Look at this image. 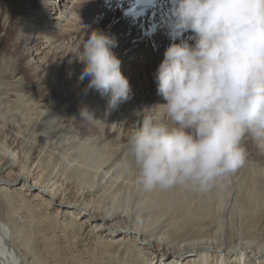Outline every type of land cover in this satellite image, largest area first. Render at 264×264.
I'll return each mask as SVG.
<instances>
[{
  "label": "bare ground",
  "instance_id": "6f19581e",
  "mask_svg": "<svg viewBox=\"0 0 264 264\" xmlns=\"http://www.w3.org/2000/svg\"><path fill=\"white\" fill-rule=\"evenodd\" d=\"M58 1L60 0H0V47L4 41H10V47L15 48L21 57L19 60L20 66L22 68L29 69L30 73H35V75L45 86V89L48 92L53 91L56 96L59 97L57 101H43L40 102V104L38 103L39 109L37 108V117L38 119H42V121H34L36 122V125H39L40 123V125L44 126L45 128L49 126L48 129H50L52 119L55 117V115H57V113H59L58 111L62 110L68 105L75 109L74 111H76L78 116L81 108L88 107L89 110L93 112L97 121L89 123L81 120L80 118L79 120L86 122L91 127L105 129L109 135L111 134L113 146L111 145L112 147L110 148V145L106 144L104 147L102 146V148L95 146L96 149L91 147L93 145L92 143L91 146L88 144H86L88 146H85V143L90 144L91 141H95L91 140L92 137H90V135L87 134L85 130L80 134L73 133V135H70L69 137H67L68 135L66 133H63L64 135L61 134L62 139L56 146L58 147L59 153L55 155L58 160H62V164L64 161V166H66L70 161L74 163L72 165H70L71 163L68 164L69 171L74 169L73 172L70 173H75L78 175H71V177L73 176L74 178L73 183L77 180L75 179V176L76 178H82L80 182L79 178L77 181L78 183L83 184V186L86 185L84 191L87 192V195H90L89 199L96 200L94 204L91 203L92 205H90V203L88 205V202L86 204L80 205L76 203L78 200L73 202L71 201V198V200H68L67 197V199L62 197L63 195L59 196L58 191L61 188L59 186L60 181L59 185L57 184L59 178L57 177V180L56 175L52 174L54 172H50L44 177V180L41 179V173L36 168L39 165L36 163H33L30 166L31 168L34 166L33 169L35 172L27 171L24 173V163H22V165L20 164L23 167L20 168L18 166L19 169L17 171H13L12 166L10 165L4 167L3 171H5V174L0 175V201L4 200L6 203H10L12 200L9 198L17 193L20 195V197L23 196V200L26 196H30L27 198L28 200L30 199L34 203L40 204V206L42 205L48 209L53 208L54 212L56 213L55 215H58L62 222L67 220L68 224L72 223L74 226H76V228L81 230L80 233L83 232V235L81 234L82 236L87 235L92 237V239L90 238L94 242L92 244L97 246V248L98 246L103 248L101 251L102 253L104 252L102 257L104 255L103 261L107 264H264V237L257 239L259 241L256 243L255 241L248 239L253 237H248L246 233L241 231V227L236 226L234 223L232 215L237 211L235 209V180L233 179L232 175H230L221 185L225 191L222 189V187H220L223 190L222 192V190L218 187L217 189L211 191L210 193L207 192V194L204 195H200L199 193L193 195L194 190H188L181 186H176L168 190L154 189L147 191L139 183H137L135 169L125 171L122 167L124 156L129 152L128 136L133 130L134 124L138 120L142 119V115L138 116L136 113H142V111L145 109V114H153V110L151 108L158 105L159 101L156 100L151 102L148 98L143 105H140L143 102L140 101V103L137 102L139 105L136 103V106H134V101L141 99V97L131 93L128 100L121 102L115 109L108 110L107 97L101 96L94 89H88L86 91L85 89L88 84L87 78L83 81L77 79L80 72L78 67L83 65L81 63L74 65L71 61V56H58V53H60L62 49L68 51L70 48H73V46H75L76 42L79 40L78 35L76 34L78 31L77 27L65 29L62 27L63 24H61L59 21L64 20L69 24V22H75L77 20L81 21L82 19L83 22L87 24V26H90L91 30H103L115 38L117 43L112 51L118 56V58H120L121 68H130L132 70L131 72L136 75V78L140 83V80L142 82L143 78H145V75L143 72H138L136 66H131L130 63H127L129 59L135 58V54L141 52L140 60L138 59V62L143 60L144 57L146 59H155V57L159 55H161L160 59L162 60L163 53L170 43H179L188 36V33L175 35L169 26L168 21H170L169 9L171 6V0H86L88 5L86 7L80 8H77V3H82L83 0H64L65 4H60L62 7H64V9L60 10V12L53 13V8L47 9L48 4L53 6L54 3ZM14 2L16 3L12 6ZM150 9L151 12L147 13V11ZM55 10L57 11V8ZM61 12L65 13V15H63ZM106 14L107 17L103 19V16ZM139 16H142L143 19H139ZM127 45L128 47H125ZM121 48H126L123 53H119ZM158 48H163L160 53H157ZM57 58H59V62L53 68L52 64H55ZM10 72V77H6L5 71L0 66V99L4 103L6 101L16 100L17 98L22 100L20 99L22 95H20L21 97L19 98V93L11 87L14 86L13 81H18L21 79L22 74L20 71L18 73L12 71ZM48 77L51 79L49 80ZM45 78H47V80ZM73 79L76 83L74 88L71 87ZM38 87L43 88L41 86ZM153 87L157 90L156 82L154 83ZM78 88H81L82 90H79ZM87 94H90L94 97L88 98ZM154 95L155 94L152 93L150 97ZM158 98V100L163 99L160 95ZM28 101H30V99ZM31 101H33V99ZM17 102H20L22 106L21 101L17 100ZM1 103L2 102H0V105ZM12 103L15 104L14 101ZM12 103L10 102V105ZM7 105L8 103L6 106L3 105V107H8L9 105ZM17 105L19 106L17 103L15 107H18ZM20 108L25 109L24 107ZM8 110H4L5 114ZM10 110H12V108ZM13 110L17 111V109L14 108ZM20 110L18 109V111ZM17 112H14V114H18ZM5 114L3 113V115ZM14 114H11L10 116L9 113V117L7 114L5 116L12 118ZM30 114H32V112ZM155 114L161 116L163 115L162 112ZM3 115L1 114L2 117ZM21 116H13V120L16 121L15 119ZM32 116L33 114L31 117ZM29 119L30 116L29 118H25V120L22 118V121L21 119H18L20 120V123L23 125V127L21 124L17 125H21V127L24 128L26 123L30 121ZM34 119H32V123ZM38 119L36 120L38 121ZM13 120L11 121L12 123ZM3 121L4 120H2V123ZM9 122L10 121H8V123ZM32 123L30 124L29 122V124L34 128L35 124L33 125ZM37 129L40 130H38L39 133L44 130L43 127L42 129H40V127ZM48 129L46 130L48 131ZM50 130L49 133H51ZM72 131L74 132V130ZM23 132L24 131L20 133ZM58 135L59 134H57V136ZM43 137L45 138V136ZM109 141H107V143ZM39 142H41V140ZM43 142L47 143L46 140ZM252 142L259 147V150H261L264 155V147H261L256 141L252 140ZM104 144L102 143V145ZM42 145L44 147L43 143ZM98 145H100V143ZM50 148L51 147H49V149ZM14 150L16 151V149H13V151ZM26 150L23 151L28 152V149ZM6 152L9 153L10 151ZM261 152L259 151V153ZM17 153L15 154V152H13L12 157L10 156L12 160L9 158L7 159L11 160L12 163L16 159L15 156ZM34 153L36 154V152ZM4 157L6 158V156ZM38 158L36 156V159ZM45 158L43 157V160H45ZM58 160L57 163H59ZM47 163L48 165H51L49 164V161H47ZM76 163L81 165L77 167ZM59 164H61V162ZM63 168L60 167L62 171ZM65 170L66 169L64 168L63 172H65ZM65 173L64 175H66ZM34 174L36 175L34 176ZM60 176H62L61 173ZM238 178L239 177H237V181ZM67 183L69 182L67 181ZM78 183L77 186H79ZM79 192L84 194V192ZM65 193L66 192H64V194ZM1 197H3V199H1ZM78 198L79 197L77 196V199ZM27 199H25V201H28ZM214 200H218V205L216 207L214 206ZM5 202H3V204ZM30 202L28 201L27 203ZM101 202L104 203L102 208L100 205ZM226 203L229 204V208L225 212L224 208L227 205ZM184 204H186L187 207H190V204H193L195 210L190 211V209L186 208L184 211L180 212V209H178L179 207L177 206ZM31 205L32 204L30 203V206ZM21 206H24L23 209L25 208L24 204ZM261 207H263V205ZM215 208L218 210L219 216L216 219L219 221L217 220L218 224L216 226V230H213L215 227L211 229L210 221L214 217ZM18 209H22V207ZM35 209L37 210V208ZM35 209L34 212H37ZM53 209H51V211ZM15 211L12 212L15 214ZM38 211L41 212V210ZM223 211L225 212V215H223ZM25 212L22 213V215L25 214ZM28 212L29 211H27V213ZM51 213H53V211ZM171 213H176V215L171 217ZM9 214L8 218H10ZM42 214L44 215V213ZM30 215L33 216L32 213ZM50 215L48 216L50 218L52 217L53 219V215ZM38 217L39 219H34L37 221L41 220V216ZM45 217L48 218L47 216ZM222 217H225L226 220L227 234H224L222 230ZM46 218L44 219L46 220ZM208 218H210V220H208ZM237 218L239 219V217H236V219ZM19 219L17 220L19 221ZM8 220L0 217V264H29L24 259L25 254L23 255L21 254L22 252L20 253L19 244L17 242L21 243V245L25 248L31 246V243V245L28 246L29 242L31 241V237L28 238V234L32 233L33 229H28L31 232H27L28 230H26L25 227H22L26 222H23V225L21 223V226L20 224L17 225V223H19L17 220V223L14 220L15 224H12V221ZM200 220L207 221L201 226L202 228H206L208 230L200 231L197 229V225L200 224L198 223ZM27 224L24 226L27 227L31 225L30 223V225ZM61 224L60 226L62 227ZM63 226L65 227V225ZM32 228L34 227L32 226ZM37 229L40 230V228ZM33 239L34 238H32V240ZM77 239L75 238L74 240ZM34 241L32 243L35 245ZM167 242H171L169 243L170 246ZM88 245H90V243ZM32 249L33 248H31V250ZM94 249L95 248L93 247V250ZM99 249L101 248L95 250L99 251ZM32 252H34V250ZM33 257L35 258V255ZM36 258H38V256ZM76 262L77 264H82V260L77 259Z\"/></svg>",
  "mask_w": 264,
  "mask_h": 264
},
{
  "label": "clouds",
  "instance_id": "9594fccd",
  "mask_svg": "<svg viewBox=\"0 0 264 264\" xmlns=\"http://www.w3.org/2000/svg\"><path fill=\"white\" fill-rule=\"evenodd\" d=\"M169 11L172 32L188 36L165 49L154 73L165 102L136 113L122 167L147 191L207 192L245 164V138L264 147V0H171ZM116 43L93 29L73 52L77 79L107 97L108 110L132 92ZM78 118L97 121L88 107Z\"/></svg>",
  "mask_w": 264,
  "mask_h": 264
},
{
  "label": "rangeland",
  "instance_id": "374dc122",
  "mask_svg": "<svg viewBox=\"0 0 264 264\" xmlns=\"http://www.w3.org/2000/svg\"><path fill=\"white\" fill-rule=\"evenodd\" d=\"M11 1H14V0H11ZM52 1V0H51ZM16 2H14L13 4H12V6L15 4ZM68 3V2H67ZM60 4H65L64 3V0H60V1H58V2H55L54 3V5L52 6H50V4H48L47 5V9L48 8H53L54 10H53V13H57V12H60V10H62V9H64V7H62ZM88 5V3L86 2V0H83L82 1V3H77V8H80V7H86ZM57 8V11L55 10ZM112 9V8H111ZM149 12H151V9L149 10V11H147V13H149ZM61 13H63V12H61ZM86 13H88V12H86ZM63 15H65V13H63ZM146 15V14H145ZM107 17V14L105 15V16H103V19L104 18H106ZM139 19H143V17L142 16H139ZM61 24H63L62 25V27L63 28H65V29H72V28H78V31H77V35H78V38H79V40L76 42V45L75 46H73V48H70L68 51L67 50H65V49H62L61 50V52L60 53H58V56L60 57L61 55H64V56H67V57H69V56H71L72 57V62H73V64L74 65H76L77 63H79L80 64V62L78 61V59H77V57H76V55L73 53V52H75V50H76V48L78 47V46H81L82 45V42L84 41V40H86L87 39V33H89L90 32V26H87V24L85 23V22H83V20L81 19V21H79V20H77V21H75V22H69V24L66 22V21H64V20H60L59 21ZM95 25V24H94ZM66 39V38H65ZM9 44V45H8ZM125 47H128V45L127 46H125ZM12 49V50H11ZM125 49L126 48H121L120 50H119V53H123L124 51H125ZM163 48H158V50H157V53H160L161 52V50H162ZM63 51V52H62ZM136 55V57L135 58H132V59H129V61L127 62V63H130V65L132 66H136V68L138 69V72H143V74L145 75V78H143V81L141 82V80H140V83H139V81L137 80V78H136V75H134V73L133 72H131L132 70L130 69V68H121V70H122V72L128 77V79H129V82H130V85H131V89H132V92L131 93H134V94H136L137 96H140L141 97V99H137V100H135L134 101V106H136V103L138 102V103H140V101H143L140 105H143L144 104V102L145 101H147V99L149 98L150 99V101L151 102H154V101H159V104H162V103H164L165 101L163 100V99H160V100H158L159 98H158V93H157V90H156V88H154L153 86H154V83H155V80H154V73H155V70H156V68H157V66H158V64L160 63V61H161V55H159V56H156L155 57V59H153V58H145L144 57V59L143 60H141V61H139L138 62V59L140 60V55H141V52H138V53H136L135 54ZM20 55L17 53V50L15 49V48H11L10 47V41H8V40H6V41H4V43L2 44V46L0 47V66H1V68H3V70L5 71V75H6V77L8 76V78L10 77V74H11V72L10 71H12V72H19L20 71V73L22 74L21 76V79H19L18 81H13V83H14V86H11L13 89H15V91H17L18 93H19V98L21 97L20 95H22V97L20 98V99H22V100H19L18 98L16 99V100H12V101H6L5 103L3 102V101H1V99H0V102H2V103H4V104H2L1 103V105H0V111H1V114L3 115V113L5 114V111L6 110H8V108H9V110L12 108V110H10V111H12V112H10L9 110L7 111V116L9 115V113H10V116H11V114H14V112H17L18 111V109L20 110V111H18L17 113L21 116V117H18V118H16L17 116H19L18 114H14L13 116H16L15 118V120L16 121H14L13 119V116H12V118H8L7 116H5V115H3V117L1 116V114H0V175H3V174H5V171H3V169H4V167H6L7 165L9 166H12V169H13V171H17L18 169H19V167L21 168V167H23L24 165H25V168H23V171H24V173L25 172H27V171H33V172H35V170L33 169V167L34 166H32V168L30 167L33 163H36V164H38L39 166L38 167H36L39 171H40V173H41V179H43L44 180V177L48 174V173H50V172H54V173H52V174H55L56 175V179L58 180V178H59V180H58V182H57V184L59 185V181H60V190L58 191L59 193H58V195L59 196H61V195H63L62 197H64L65 199H67L68 198V200H71V201H73V202H76L77 200V202L76 203H78V204H80V205H83V204H86L87 202V204L89 205V203H90V205H92V204H94L95 203V199H89L90 198V195L88 194L87 195V192H85L84 191V188H86L85 186L86 185H84L83 186V184H81V183H78V178L79 177H77L76 178V176H78L77 174H75V173H70V172H73V170H71V171H69V168H68V164H70V165H72V164H74L72 161H70V162H68V164L66 165V163H65V165L66 166H64V161H63V164H62V160H58V158L56 157V155L55 154H57V153H59L58 151V147H56L57 146V144L61 141V139H62V136H61V134H67L68 136L67 137H69L70 135H73V133L74 134H80V133H82L84 130H85V132L87 133V134H89L90 135V137H92L91 138V140H95V141H91L90 142V144L89 143H85L84 145L85 146H88V145H92L91 147H93V149H96V147H99V148H102V146L104 147L106 144L107 145H110L109 147L111 148L113 145H112V143H113V140H112V138H111V134L109 135L107 132H106V130L105 129H103V128H97V127H91V126H89L86 122H82V121H80L79 120V118H78V115H77V113H76V111H74L75 109L72 107V106H66V107H64L62 110H60V111H58L59 113H57V115H55V117L52 119V123L50 124V129H48L49 128V126H47L46 128L44 127V126H42V125H40V123H39V125H36L35 123L36 122H41L42 121V119H38V117H37V110L39 109V104H40V102H43V101H57V99H59V97L58 96H56V94L53 92V91H47L46 89H45V86L42 84V82L39 80V78L35 75V73H30L29 72V69H26V68H22L21 66H20V64H19V60H20ZM59 62V58H57L56 59V62H55V64H52V66H53V68L57 65V63ZM78 64V65H79ZM73 65V66H74ZM61 66H62V62H61ZM72 66V67H73ZM18 67V68H17ZM83 66H79L78 67V69L80 70L81 68H82ZM6 68H7V70H6ZM15 68H16V70H15ZM52 68V69H53ZM9 70V71H8ZM14 70V71H13ZM10 72V73H9ZM46 75H52V74H46ZM24 81H23V80ZM37 79V80H36ZM46 80H47V78H45ZM48 79L50 80L51 78H49L48 77ZM41 83V84H40ZM39 84V85H38ZM75 85H76V83L74 82V79L72 80V83H71V87H75ZM38 86H41V87H43V88H40V87H38ZM30 90H29V89ZM24 89V90H23ZM79 90H82L81 88H78ZM14 91V92H15ZM29 92V93H28ZM31 92H32V95H31ZM23 93V94H22ZM29 95H28V94ZM152 93H154L155 95L154 96H152V97H150L151 95H152ZM27 94V95H26ZM24 95H26V96H24ZM34 96V97H33ZM87 96H88V98H92V97H94V96H92V95H90V94H87ZM25 99H27V100H25ZM30 99V101L33 99V101H28ZM44 99V100H43ZM17 100L18 101H21V103H22V106H21V104H20V102H17ZM37 100V101H36ZM14 101V103L15 104H13L12 102ZM16 101V102H15ZM22 101H24V102H22ZM35 101V102H34ZM10 102L13 104H11L10 105ZM8 103V107H3V105H5L6 106V104ZM19 104V106L20 107H24L25 109H22V108H20L18 105V107H15L16 106V104ZM28 103V104H27ZM39 103V104H38ZM137 103V104H138ZM34 105V106H32V105ZM24 105V106H23ZM139 105V104H138ZM3 107V109H2V107ZM11 106H14V107H11ZM11 107V108H10ZM27 107V108H26ZM34 107V108H33ZM140 107V106H139ZM142 107V106H141ZM6 108V109H5ZM13 108L14 109H17V111L16 110H13ZM38 108V109H37ZM36 109V110H35ZM5 110V111H4ZM34 111V113H33V111ZM65 110V111H64ZM29 111H30V113L32 112V114H33V116L31 117V115L32 114H30L29 113ZM21 112V113H20ZM28 112V113H27ZM27 113V114H26ZM76 113V114H75ZM29 114V115H28ZM25 115V116H24ZM28 115V116H27ZM34 115H35V117H37L36 119H38V121L36 120V119H34L35 117H34ZM29 116H30V121H28L27 123H26V125H25V127L24 128H22L23 127V125L20 123V120H18V119H21V121H22V118H24V120H25V118H29ZM4 117H7V118H4ZM58 118V119H57ZM78 118V119H77ZM4 120L3 121V123H2V120ZM6 119V120H5ZM10 119H12L13 120V123L11 122L12 120H10ZM32 119H34L33 120V123H32ZM56 119V120H55ZM18 120V121H17ZM55 120V121H54ZM6 121V122H5ZM8 121H10L9 123H8ZM34 121H36V122H34ZM59 121V122H58ZM79 121V122H78ZM29 122H30V124L32 123L33 125H34V128H33V126L32 125H30L29 124ZM65 122V123H64ZM7 123V124H6ZM59 123V124H58ZM79 123V124H78ZM4 124V125H3ZM14 124V125H13ZM19 124H21L22 125V127H21V125L20 126H18ZM55 124V125H54ZM61 124H62V126H61ZM77 124V125H76ZM53 127H52V126ZM72 125H73V127H72ZM31 126H32V130H31ZM40 127V129H42V127H43V129L44 130H42L40 133H39V129H37V128H39ZM67 126V127H66ZM14 128V130H13V128ZM20 127V128H19ZM30 127V128H29ZM66 127V128H65ZM78 128V130H77V128ZM22 128V129H21ZM29 128V129H28ZM56 128V129H55ZM61 128V129H60ZM69 128H71V129H69ZM74 128V129H73ZM24 129V130H23ZM34 129V130H33ZM46 129H48V131L46 130ZM55 129V130H54ZM58 129V130H57ZM103 129V130H102ZM21 130V131H20ZM28 130H29V132H28ZM39 130V131H38ZM49 130H50V132L51 133H53V134H51V133H49ZM53 130V131H52ZM62 130V131H61ZM65 130V131H64ZM72 130H74V132L72 131ZM19 131V132H18ZM22 131H24L23 133H20V132H22ZM37 131V132H36ZM44 131V132H43ZM47 131V132H46ZM25 134H26V136H25ZM49 134H51V135H48ZM57 134H59L58 136H57ZM63 134V135H64ZM23 135H24V137H23ZM29 135V136H28ZM47 135V136H46ZM22 136V137H21ZM43 136H45V138L43 137ZM55 136V137H54ZM61 136V137H60ZM94 136V137H93ZM57 137V138H56ZM27 138V139H26ZM43 138V139H42ZM96 138V139H95ZM19 139V140H18ZM22 139V140H21ZM23 139H25V140H23ZM51 139V140H50ZM98 139V140H97ZM102 141H101V140ZM28 140V141H27ZM41 140V142H39ZM47 141V143H44L43 141ZM96 140H97V142H96ZM103 140H106V141H103ZM110 140V141H109ZM248 140V141H247ZM11 141V142H10ZM21 141H22V143H21ZM101 141V142H100ZM107 141H109L108 143H107ZM34 142V143H33ZM104 142H105V144H104ZM27 143H29V144H27ZM41 143V144H40ZM42 143L44 144V147H43V145H42ZM92 143V144H91ZM100 143V145H98ZM102 143L104 144V145H102ZM19 144V145H18ZM53 144V145H52ZM86 144H88V145H86ZM97 144V145H96ZM47 145V146H46ZM112 145V146H111ZM20 146V147H19ZM32 146V147H31ZM37 146H39V147H37ZM41 146V147H40ZM84 146V147H85ZM96 146V147H95ZM245 146H246V148H247V152H248V157H247V160H246V162H245V164L243 165V166H241L240 168H238L235 172H233L231 175H232V177H233V179L235 180L234 181V185H235V191H236V201H235V209H236V213H233V215H232V217H233V220H234V223H235V225L236 226H238V227H241V231H243V233H246L247 234V236L248 237H253V238H248V239H250V240H252V241H255L256 243H257V241H259V240H257V239H261V238H263L264 237V155H263V152H261V150H259V147L257 146V145H255V144H253V142H252V140H250V139H247V138H245ZM13 147V148H12ZM22 147H24V148H22ZM49 147H51L50 149H49ZM38 148V149H37ZM48 148V149H47ZM13 149H16V151L14 150L13 151ZM18 149V150H17ZM21 149H22V151L23 150H26V149H28V152H26V151H21ZM35 149V150H34ZM43 149V150H42ZM55 149H57V150H55ZM256 149V150H255ZM5 151V152H4ZM6 151H10L9 153L8 152H6ZM111 151V150H110ZM259 151L261 152V153H259ZM13 152H15V154L17 153V155L15 156V160L11 163V160H12V154H13ZM34 152H36V154L34 153ZM49 152V153H48ZM44 156H43V155ZM259 154V155H258ZM261 154V155H260ZM40 155V156H39ZM49 155H50V158H49ZM127 155V156H126ZM125 156H124V160H126V159H128V160H130L131 159V157L130 156H128V155H130L129 154V152L126 154ZM2 156H3V158H2ZM4 156H6V158L4 157ZM11 156V157H10ZM36 156H37V158L38 157H40V158H38V159H36ZM45 156H46V158H45ZM47 156H48V159H47ZM51 156H52V158H51ZM21 157V158H20ZM43 157L45 158V160H43ZM258 157V158H257ZM7 158H9V159H11V160H8ZM6 159V160H5ZM29 159V160H28ZM41 161H40V160ZM4 160V161H3ZM18 160V161H17ZM20 160V161H19ZM24 160V161H23ZM33 160V161H32ZM37 160V161H36ZM39 160V161H38ZM57 160H58V162L60 163L61 162V164H59V163H57ZM123 160V161H124ZM43 161H44V163H43ZM47 161H49V164H51V165H48V163H47ZM54 161V162H53ZM3 162H4V165H3ZM21 162V163H20ZM31 162V163H30ZM12 165H11V164ZM22 163H24L23 164V166H21L22 165ZM47 163V164H46ZM54 163V164H53ZM56 163V164H55ZM14 164H15V166H14ZM17 164V165H16ZM21 164V165H20ZM59 164V165H58ZM77 164V167H79L81 164H79V163H76ZM3 165V166H2ZM48 165V166H47ZM55 165V166H54ZM60 165H62V166H60ZM258 165V166H257ZM19 166V167H18ZM44 166H47V167H44ZM3 167V168H2ZM29 169H31V170H29ZM42 167V168H41ZM60 167H64L66 170H67V172H66V170H65V172H63L64 171V168H63V171L60 169ZM2 168V169H1ZM16 168V169H15ZM28 169V170H27ZM259 169V170H258ZM54 170V171H53ZM57 170V171H56ZM59 171V172H58ZM57 172H58V174H57ZM60 173H61V175L62 176H60ZM64 173L66 174V175H64ZM69 173H70V175H69ZM74 174L76 175L75 176V179H77L74 183H73V181H74V178H73V176H74ZM36 174H34V176H35ZM71 175H73L72 177H71ZM243 176V177H242ZM58 177V178H57ZM62 177V178H61ZM68 177H70V178H68ZM237 177H239L238 178V181H237ZM65 178V179H64ZM73 178V179H72ZM70 179V180H69ZM72 179V180H71ZM82 180V178H79V182ZM242 180V181H241ZM67 181L69 182V183H67ZM240 181V182H239ZM62 182V183H61ZM63 182H64V184H63ZM236 182V183H235ZM71 183H73V184H71ZM77 183H78V185L79 186H77ZM138 183V182H137ZM62 184V185H61ZM223 184V183H222ZM66 185V186H65ZM72 185H73V187H72ZM76 185V186H75ZM71 186V187H70ZM74 186H75V189H74ZM64 187H65V189H64ZM78 187V188H77ZM80 187V188H79ZM220 187H222V186H219V188ZM67 188V189H66ZM71 188V189H70ZM73 188V189H72ZM218 187H216V188H213V189H211V190H209V191H207V192H211V191H213V190H215V189H217ZM79 189V190H78ZM221 189V188H220ZM220 189H218V190H220ZM222 189H223V187H222ZM221 189V190H222ZM62 190H64V191H62ZM73 190H74V192H73ZM76 190V191H75ZM220 190V191H221ZM224 191H225V189H223ZM223 190H222V192H223ZM79 191H81V192H84V196L79 192ZM62 192H63V194H62ZM64 192H66L65 194H64ZM79 192V193H78ZM207 192H201V191H196V190H194L193 191V195H195L196 193L198 194H200V195H204V194H207ZM61 193V194H60ZM74 193V194H73ZM78 193V194H77ZM70 196V197H69ZM75 198H74V197ZM77 196L80 198H78L77 199ZM88 196V197H87ZM30 196H26L25 197V199H27V198H29ZM67 197V198H66ZM75 199H73V198ZM83 197V198H82ZM86 197V198H85ZM71 198V199H70ZM1 199H3V197H1ZM9 199H11L12 201H10V203H6L4 200H1L0 201V217L1 218H3V219H10L11 221H12V224H15L14 223V220H15V222H16V220L17 219H22V220H20L19 219V223H17V225L18 224H20L21 225V223H22V225L24 224V225H26L27 223V225H30V226H22V227H25L26 228V230H30V229H33L32 230V233H29L28 235H29V237L28 238H30L31 237V241L29 242V244H28V246L29 245H31V246H29V247H27V248H25L24 246H22L21 245V243H19V242H17L18 244H19V248H20V253L21 254H25L24 255V259L30 264H77V262H76V260L78 259V260H82V264H105L106 262H104L103 261V258H104V255H103V257H102V254H104V252L102 253L101 251L103 250V248L102 247H100V246H98V248H101V249H99V251L98 250H95V249H98L97 248V246H95L94 244H92V243H94L91 239H92V237H90V236H87V235H85V236H82L83 235V232H81L80 233V231L81 230H79L78 228H76V226H74L72 223H69L68 224V221L67 220H65V222L63 221H61L60 219H59V216L58 215H55L56 213L54 212V209L53 208H46V207H44V206H40V204H36V203H34L33 201H31L30 199L28 200L32 205L31 206H33V207H31L30 206V203H27L28 201H25V199L23 200V196L22 197H20V195L19 194H15V195H12ZM86 199V200H85ZM89 201H88V200ZM14 200V201H13ZM90 200H91V202H90ZM3 202H5L4 204H3ZM26 204H25V203ZM83 202V203H82ZM214 206L216 207L218 204H217V202H218V200H214ZM17 203V204H16ZM92 203V204H91ZM263 205V207H261L262 205ZM8 204V205H7ZM25 205V208L23 209V207L24 206H21V205ZM104 203L103 202H101L100 203V205H101V208H102V206H104L103 205ZM227 205L225 206V208H224V211L226 212L227 210H228V208H229V204L228 203H226ZM15 205H19V206H15ZM186 204H184V205H181V206H177V207H179L178 209H180V212H182V211H184L186 208H188V209H190V211H192V210H195V208H194V206H193V204L191 205L190 204V207L188 206L187 207V205L185 206ZM257 205V206H256ZM22 207V209H18V208H21ZM27 206V207H26ZM185 206V207H184ZM243 206V207H242ZM255 206H256V208H255ZM4 207V208H3ZM10 207V208H9ZM32 208V210H31V208ZM43 207H44V209H43ZM182 207V208H181ZM238 209H237V208ZM15 209V208H17V209H15V210H18V211H15V210H13V209ZM35 208H37V210L35 209ZM39 208V209H38ZM44 210H42V209ZM255 208V209H254ZM34 209L37 211V212H34ZM46 209H47V212H46ZM51 209H53L52 211H53V213H51L52 211H51ZM253 209V210H252ZM15 211L16 213L14 214V212H12V211ZM23 210V211H22ZM38 210H41V212L42 213H44V215L41 213V212H39ZM49 210V211H48ZM244 210V211H243ZM11 213H10V212ZM26 211V212H25ZM27 211H29L28 213H27ZM51 211V212H50ZM214 219L212 218V220L210 221L211 222V229H213L214 227V229L213 230H216V226H217V220L218 219H216V218H218V216H219V214H218V210L215 208L214 209ZM223 211V212H224ZM255 213H254V212ZM10 214H9V213ZM25 212V214H23L22 215V213H24ZM33 214V216L32 215H30L31 213ZM225 212L223 213V215H225ZM48 213H50V214H48V215H50V216H52L53 215V219H52V217L50 218L47 214ZM7 214V215H6ZM8 214H9V217L10 218H8ZM18 214V215H17ZM34 214H36V215H34ZM39 214V215H38ZM241 214V215H240ZM4 215V216H3ZM22 215V216H21ZM27 215H30V216H27ZM176 215V213H171L170 214V216L171 217H174ZM38 216H41L40 218H41V220H36V219H39V217ZM44 216V217H43ZM45 216H47L48 218H46ZM5 217V218H4ZM7 217V218H6ZM236 217H239V219L237 218L236 219ZM244 217V218H243ZM34 218H36V219H34ZM44 218H46V220L44 219ZM56 218V219H55ZM10 220H8V221H10ZM53 222H52V221ZM208 220H210V218H208ZM21 221V222H20ZM39 221H40V223H39ZM42 221V222H41ZM215 221V222H214ZM219 221V220H218ZM244 221V222H243ZM24 222V223H23ZM58 222V223H57ZM67 222V223H66ZM205 222H207V221H204V220H200L198 223H200L199 225H197V229L198 230H202V231H206V230H208V229H206V228H202V224H205ZM221 222H223V224H222V226H223V228H222V230H223V233L224 234H227L226 232H227V229H226V220H225V217L223 218L222 217V219H221ZM30 223V224H29ZM45 225H44V224ZM57 223V224H56ZM61 223H66V224H61ZM34 224V225H33ZM48 224V225H47ZM60 224L62 225V227L60 226ZM72 224V225H71ZM63 225H65V227L63 226ZM32 226L34 227V228H36V229H34V228H32ZM49 226V227H48ZM30 227V228H29ZM64 227V228H63ZM75 229H74V228ZM199 227V228H198ZM37 228H40V230H38ZM48 228V229H47ZM65 230H63V229ZM67 228V229H66ZM208 228H209V226H208ZM196 229V228H195ZM25 230V229H24ZM27 231V232H31V231ZM48 230V231H47ZM198 230H195V231H198ZM35 231V232H34ZM37 232V233H36ZM41 234H40V233ZM65 234H64V233ZM77 234H76V233ZM71 233H73V234H71ZM75 233V234H74ZM32 234H34V235H31ZM82 234V235H81ZM73 235H75V236H72ZM81 236V237H80ZM83 237H85V238H83ZM22 238V237H21ZM32 238H34L33 240H32ZM77 239V240H74V239ZM82 238V239H81ZM91 238V239H90ZM85 239V240H84ZM88 239H90V240H88ZM22 240H23V238H22ZM35 240V241H34ZM83 240V241H82ZM35 242V245H34V243H32V242ZM83 243H82V242ZM81 242V243H80ZM85 242V243H84ZM86 242H87V244H86ZM31 243V244H30ZM90 243V245H88ZM168 243V245H169V243H171V242H167ZM17 244V245H18ZM82 244V245H81ZM85 245V246H84ZM88 246V247H87ZM170 246V245H169ZM24 247V248H23ZM84 247V248H83ZM88 249H87V248ZM93 247L95 248L94 250H93ZM29 248H30V250H29ZM31 248H33L32 250H31ZM34 250V252H32ZM87 250V251H86ZM35 253V254H34ZM99 253V254H98ZM100 253H101V255H100ZM22 255V256H23ZM35 255V258L33 257ZM98 255H99V257H98ZM27 256V257H26ZM38 256V258H36ZM26 257V258H25ZM76 257H77V259H76ZM78 257H80V258H78ZM100 258V259H99ZM37 259V260H36ZM39 259V260H38ZM33 260V261H32ZM102 260V261H101ZM32 261V262H31ZM107 264V263H106Z\"/></svg>",
  "mask_w": 264,
  "mask_h": 264
}]
</instances>
